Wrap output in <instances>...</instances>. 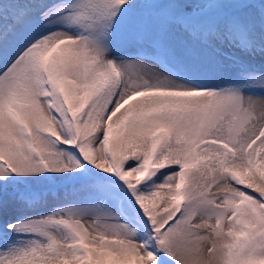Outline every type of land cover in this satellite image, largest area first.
Returning <instances> with one entry per match:
<instances>
[{"label": "snow or ice", "instance_id": "obj_1", "mask_svg": "<svg viewBox=\"0 0 264 264\" xmlns=\"http://www.w3.org/2000/svg\"><path fill=\"white\" fill-rule=\"evenodd\" d=\"M0 264H264V0H0Z\"/></svg>", "mask_w": 264, "mask_h": 264}, {"label": "rangeland", "instance_id": "obj_2", "mask_svg": "<svg viewBox=\"0 0 264 264\" xmlns=\"http://www.w3.org/2000/svg\"><path fill=\"white\" fill-rule=\"evenodd\" d=\"M183 38L181 37H177V40L180 41ZM258 66V64H257ZM58 192V190H57ZM86 196V194L80 192L78 190V188H75L71 185L64 187L62 189H59V192L56 196L54 197H50L48 200V205H55V204H60V203H64L67 201H71V200H81L84 199Z\"/></svg>", "mask_w": 264, "mask_h": 264}, {"label": "trees", "instance_id": "obj_3", "mask_svg": "<svg viewBox=\"0 0 264 264\" xmlns=\"http://www.w3.org/2000/svg\"><path fill=\"white\" fill-rule=\"evenodd\" d=\"M62 188H64V187H61L60 189H62ZM58 192H59V190H58ZM58 192H57V194H58Z\"/></svg>", "mask_w": 264, "mask_h": 264}]
</instances>
